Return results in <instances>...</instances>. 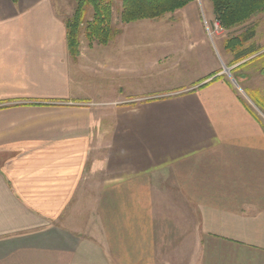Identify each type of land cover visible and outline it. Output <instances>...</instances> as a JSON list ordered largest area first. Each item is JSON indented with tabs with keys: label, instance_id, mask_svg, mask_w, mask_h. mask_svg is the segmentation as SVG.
<instances>
[{
	"label": "crops",
	"instance_id": "1",
	"mask_svg": "<svg viewBox=\"0 0 264 264\" xmlns=\"http://www.w3.org/2000/svg\"><path fill=\"white\" fill-rule=\"evenodd\" d=\"M73 11L0 0V264H264V122L225 71L245 84V60L195 2L141 68L121 37L74 57ZM147 70L157 91L128 86Z\"/></svg>",
	"mask_w": 264,
	"mask_h": 264
},
{
	"label": "rangeland",
	"instance_id": "2",
	"mask_svg": "<svg viewBox=\"0 0 264 264\" xmlns=\"http://www.w3.org/2000/svg\"><path fill=\"white\" fill-rule=\"evenodd\" d=\"M74 2V0H73ZM197 8H198V14L200 16L201 22L205 25H207L206 29L209 28V33L211 37L214 39V45L216 50L218 51V55H220L224 59V55L229 52L225 50L223 52L222 44L221 42H225L227 39L232 37L233 35L239 34L241 31L245 30L247 27L257 24L256 32H255V38L253 39V42L258 46L260 53H264V13L258 15L257 17L253 18L251 21H249L246 25L241 26L239 28L233 29V30H224V29H215V20L212 12V4L210 0H196L195 1ZM75 6V3H74ZM119 9H120V1L115 0L114 6L112 9L113 13V21H112V27L116 31V33L113 35V37H121L125 39L126 41L123 42L122 45H117L118 49H122L124 51V54L126 56H136L135 60L136 66L140 68L145 65L146 60L144 59L145 55H149L150 53L157 52L158 53H164L167 51V48L170 46L165 41L166 38L170 36H182V34L185 36L187 34V28L189 21H193V18L187 14V11L178 10L173 14L165 15L164 17H161L159 19L155 20H143V21H137L135 23H130L126 25H122L119 21ZM73 14V13H72ZM71 14V16H72ZM70 15V14H69ZM91 17V11L88 10V16L87 20ZM167 22H180L177 25H174V27L170 28L171 25H165ZM181 23H185L184 25ZM173 26V25H172ZM85 41V40H84ZM86 42V41H85ZM87 44V43H86ZM185 43L181 44V48H185ZM230 56V55H229ZM232 56V55H231ZM255 56H252L249 59H246L244 61V64L238 65L237 71L240 73H244L247 76V80L245 84H240V81H236L235 79V73L233 69H229V72L226 71V78L240 91L242 94L244 100L251 103V108H253V112L264 122V74H262V70H264V56L259 57L258 59H253ZM232 58V57H229ZM112 59V58H110ZM119 59V58H118ZM105 60V59H104ZM116 58H114L113 61H115ZM108 61H110L108 59ZM224 63L227 65V67H230V62L224 60ZM245 65V66H244ZM115 67L119 66V62L114 63ZM242 67V70L240 69ZM161 67H164L161 65ZM247 68V69H246ZM96 74L101 75L103 73L101 68H96ZM139 71V70H138ZM143 71V70H141ZM165 71V70H164ZM179 72H183L185 70H182L181 68L178 69ZM152 72V73H150ZM185 73V72H184ZM146 75H142V77H137L136 79L128 80V86L130 88H133L136 86L137 91L139 87L135 84H141V86L148 88V91H157V89L160 87L159 83V74L155 70H147ZM138 74H136L137 76ZM152 75L151 77H149ZM144 76L147 78L144 80ZM127 76L124 77H117L114 75L112 80V88L116 90L117 88L121 87L124 89V93H127L128 86L122 83L123 80H125ZM92 80H95L93 77H91ZM99 80V79H98ZM151 80L150 84H147V82ZM100 81V80H99ZM109 85V84H108ZM135 85V86H134ZM251 88L254 91H250L245 88ZM109 88V87H108ZM111 88V87H110ZM114 94V92H113ZM257 105V106H255ZM253 106V107H252ZM105 110V109H104ZM85 209H88V206H84Z\"/></svg>",
	"mask_w": 264,
	"mask_h": 264
},
{
	"label": "trees",
	"instance_id": "3",
	"mask_svg": "<svg viewBox=\"0 0 264 264\" xmlns=\"http://www.w3.org/2000/svg\"><path fill=\"white\" fill-rule=\"evenodd\" d=\"M115 0H74L72 16L66 21V38L69 52L79 54L80 41L89 45L106 46L116 31L112 27V9ZM119 21L122 25L143 20H155L184 9L196 0H119ZM215 22L224 30H233L246 25L253 18L264 13V0H210ZM88 10L91 17L87 20ZM257 24H253L224 42V49L239 62L258 54L255 44L247 45L254 37ZM244 64V63H243ZM264 69V68H263ZM264 74V70H262ZM257 106V105H255Z\"/></svg>",
	"mask_w": 264,
	"mask_h": 264
},
{
	"label": "built area",
	"instance_id": "4",
	"mask_svg": "<svg viewBox=\"0 0 264 264\" xmlns=\"http://www.w3.org/2000/svg\"><path fill=\"white\" fill-rule=\"evenodd\" d=\"M214 26H215V29H216V30L221 29L220 26H219V24H218L217 22H215ZM209 34H210V33H209Z\"/></svg>",
	"mask_w": 264,
	"mask_h": 264
},
{
	"label": "water",
	"instance_id": "5",
	"mask_svg": "<svg viewBox=\"0 0 264 264\" xmlns=\"http://www.w3.org/2000/svg\"><path fill=\"white\" fill-rule=\"evenodd\" d=\"M225 71H227V73L229 72V70H228V69H226Z\"/></svg>",
	"mask_w": 264,
	"mask_h": 264
}]
</instances>
